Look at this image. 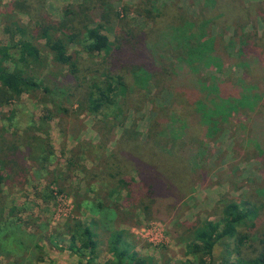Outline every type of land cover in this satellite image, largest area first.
Wrapping results in <instances>:
<instances>
[{"label":"trees","instance_id":"16d2710c","mask_svg":"<svg viewBox=\"0 0 264 264\" xmlns=\"http://www.w3.org/2000/svg\"><path fill=\"white\" fill-rule=\"evenodd\" d=\"M117 1L77 0L66 3L59 15H51L42 0H9L5 11L14 8L26 19L13 20L14 29L7 26L5 30L16 36L14 44L0 43V104L35 89L73 98L67 87L76 84L82 108L105 116L123 91L115 106L117 112L112 113L116 116L137 109L142 101L155 103L165 91L166 105L149 117L144 136L136 123H122L113 149L100 171L93 174L100 188L75 201L80 212L93 207L104 224L112 221L108 211L116 218L125 206L164 221L183 203V175L190 179L204 158L201 145L195 146L191 137L174 146L177 134L172 133L173 127L178 126L187 136L222 129L223 122L238 113L239 105L248 102L242 106L247 108L245 148L254 151L264 167V0H201L199 10L191 13L183 12L175 2L153 7L150 0L149 4L143 0L142 13L152 22L146 29L124 20L114 7ZM114 21L120 22L110 37L105 29ZM212 23L218 25L214 34ZM42 49L70 75L72 81L65 82L63 91L47 87ZM213 59L237 68L239 77L231 80L204 74L202 67ZM139 77L143 88L153 87H145L147 97L139 92L133 97L132 81ZM217 100L227 105L223 112L227 114L212 110ZM43 153L41 150L44 161ZM28 175L22 153L10 151L4 159L0 156V185L22 186ZM5 201L0 191V231L12 218L3 219ZM256 210L242 199L224 200L218 221L196 224L185 237V255L192 264H264V234L252 235L259 220ZM253 219L242 231L240 225ZM109 234V257L98 260L93 231L87 223L74 221L68 249L79 264H128L130 260L144 264L145 259L130 250L128 233L113 229ZM219 242L226 246L221 258ZM247 242L252 244L249 250L241 251ZM36 248L38 254L33 258L38 262L42 257L39 246Z\"/></svg>","mask_w":264,"mask_h":264},{"label":"rangeland","instance_id":"374dc122","mask_svg":"<svg viewBox=\"0 0 264 264\" xmlns=\"http://www.w3.org/2000/svg\"><path fill=\"white\" fill-rule=\"evenodd\" d=\"M8 1L0 0V43L12 45L17 38L5 31L7 26L13 30V24H10L13 20L24 22L26 18L14 8L5 11ZM200 1L150 0V3L155 7L175 2L183 12L191 13L199 10ZM73 2L77 0H42L45 10L51 15H59L66 3ZM114 7L130 24L145 29L151 27L152 22L142 13L143 0H119ZM119 22L114 21L106 27L105 31L110 37ZM217 29L218 25L212 23L213 34ZM42 55L46 67L43 72L47 71V87L56 92L59 89L63 91L65 82L72 81L70 75L65 68L51 62L47 50L42 49ZM84 66L85 63L80 66L82 70ZM19 67L23 68L21 64ZM201 71L207 76L231 80L240 75L237 68L215 59L208 61ZM131 86L136 89L133 97L136 92L139 95L145 93L147 97L145 87L153 89L151 84L143 88L140 77L132 81ZM79 89L76 84L67 87V91L75 95L73 98L35 89L0 104V156L4 159L10 151L22 153L29 172V178L22 186L9 183L0 185L7 204L3 219L12 216L0 231V251L4 250L0 253V264H32V261L37 264H79L77 257L68 249L74 221L87 223L93 231L98 260L109 257V230L118 229L131 236L130 250L143 257L144 264H189L185 261L192 264L194 261L184 253L185 237L192 234L196 224L205 220L218 221L222 203L226 199H242L258 208L256 218L259 220L252 235L264 234V167L254 157V151L245 148L247 108L244 110L242 106L248 102L239 105L238 113L233 114L234 117L228 119L227 123L223 122L222 129L217 127L187 136L178 126L173 127L172 133L177 134L173 136V145H179L185 141V137H191L195 146L201 145L204 158L190 179L183 175L181 186L186 189L183 203L172 209L164 221L147 216L137 207L129 209L128 206L122 207V214H117L116 218L114 212L108 211L112 219L110 224H104L91 206L87 212H80L75 201L84 195L90 196L91 191L100 188L93 174L100 171L104 158L113 149L122 123H136L144 136L149 117L166 105L168 95L164 91L155 103L142 101L137 109L113 116L112 113L117 112L115 106L124 96V92L120 91L114 107L105 116L82 108L77 94ZM217 101L212 110L217 115L227 114H223L227 105L222 100ZM237 109L238 106L229 110L230 115ZM200 135L204 137L203 140H200ZM41 150L46 158L44 161L41 160ZM8 209L12 210L11 213ZM255 219L247 221L246 226L240 225L241 230L248 229ZM251 245V242H247L240 250L246 252ZM37 246L42 257L38 262L33 258L34 254H38ZM218 247L221 258L226 246L219 242ZM128 264L136 262L130 260Z\"/></svg>","mask_w":264,"mask_h":264}]
</instances>
